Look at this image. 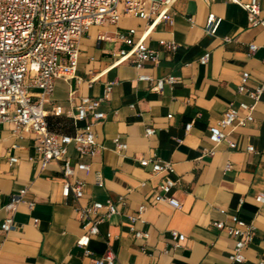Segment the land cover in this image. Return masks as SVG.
<instances>
[{"label": "crops", "instance_id": "crops-1", "mask_svg": "<svg viewBox=\"0 0 264 264\" xmlns=\"http://www.w3.org/2000/svg\"><path fill=\"white\" fill-rule=\"evenodd\" d=\"M258 2L264 15V0ZM169 12L172 23L159 21L144 37V43L158 51L157 62L145 61L138 70L131 57L111 65L117 49L127 46L98 35L113 36L133 28L136 40L146 27L144 19L121 14L116 24L90 25L78 39L75 75L80 80L56 78L43 104L47 110L60 106L61 114L50 117L65 119L60 129L73 133L83 124L72 123L80 95L100 96L103 82L113 81L108 99L100 105L104 117L93 125L102 148L84 158L89 163L87 171L76 169L74 175L84 181L80 204L108 198L119 213L98 223L100 233L90 237L88 248L98 257L111 245L117 264H228L234 239L213 222L236 214L254 227L239 264H264V202L254 199L264 190V90L254 101L251 121L233 122L224 129L235 143L233 148L226 141L214 144L209 138V126L221 117L229 101L233 106L253 101L236 90L241 72H249L248 87L264 82V28L251 25L245 9L230 0H171ZM210 12L220 18L214 31L205 29ZM169 40L176 42L175 49L165 46ZM248 43L256 44L250 54ZM206 51L209 58L200 63L199 56ZM137 72L173 75L176 80L164 83L157 92L148 82L137 80ZM70 89H74L72 100ZM187 122L191 126L186 131ZM147 126L154 129L150 135L145 134ZM12 128L10 121L0 123V222L10 193L23 188L25 192L12 227L6 232L0 229V264H89L90 258L75 244L82 232L73 209L76 201L71 194L61 195L60 161L50 160L41 167L35 134H16ZM115 136L126 143L125 148L115 147ZM249 144L252 151L246 150ZM67 155L74 165L72 143ZM9 156L17 160L9 163ZM155 159L171 162V176L177 179L171 192L179 199V207L152 201L164 176V172H151ZM97 173L101 184L96 183ZM141 203L146 205L145 222L136 220L134 226L148 235L136 238L128 215L135 214ZM171 230L184 234L179 245H173ZM106 233L111 234L108 242Z\"/></svg>", "mask_w": 264, "mask_h": 264}, {"label": "built area", "instance_id": "built-area-1", "mask_svg": "<svg viewBox=\"0 0 264 264\" xmlns=\"http://www.w3.org/2000/svg\"><path fill=\"white\" fill-rule=\"evenodd\" d=\"M241 5L247 14L251 25H260L264 28V15H260L258 0H230ZM171 0H0V123L10 121L13 124V133L30 131L37 138L35 148L36 157L44 166L50 160L60 161L61 171V195L67 198L70 194L76 201L73 209L82 232L75 240V244L81 248L82 254L90 258L89 264H117L116 254L108 244L105 251L98 257L88 248L90 237L100 233L98 223L105 217L119 213L115 203L110 199L105 201H91L84 204L78 202L83 196V179L74 175L75 170H88L89 163L85 157H92L99 153L102 146L96 141L93 125L104 117L100 109L103 101L107 100L113 81H105L102 84L100 96L80 95L75 104L72 115V123L82 121L83 124L73 133H67L58 128H51L49 117L60 115L61 108L55 105L51 110L44 108L53 90L56 78L70 79L75 77V66L78 55V39L92 24L108 22L116 24L121 14H130L146 21L143 34L133 39V28L117 31L113 36L99 34L98 38H113L123 42L127 47H119L116 57L111 65L118 64L131 57L135 68L140 69L145 61L152 63L158 60V51L148 47L144 43V37L159 21L172 23L169 12ZM220 18L210 12L207 15L205 29L214 31ZM165 46L175 49L177 44L173 40L165 41ZM256 44L248 43V53H252ZM209 51L199 56L200 63H206ZM249 72H241L237 92H245L253 101L248 103L239 101L236 106L229 101L226 109L215 124L209 126V138L216 144L226 141L230 148L235 143L227 138L225 128L235 122L237 125H245L253 119L252 111L254 101L264 90V82H259L254 87L247 86ZM77 81L80 77L76 76ZM137 80L146 81L150 88L160 92L164 83L175 82L173 75L154 77L147 73L137 72ZM93 81L89 79L88 84ZM74 89L69 90V99H73ZM168 116H170L168 114ZM91 118V120L89 119ZM191 122L184 125L187 131ZM151 126L145 127V134H152ZM117 149L126 147V143L120 141L118 136L113 138ZM73 144L76 151L75 164L70 163L67 155V147ZM246 150L252 151V145H247ZM204 152L212 153V149H204ZM9 163L17 160L15 156L8 157ZM225 169L230 167L225 163ZM151 172H164L163 178L158 182L152 195V201L166 202L173 207H179V199L171 192L177 179L172 177L173 168L169 160L152 162ZM72 177V179H70ZM96 183L101 184V175L97 173ZM144 184V181L141 182ZM25 188L10 193L3 204L5 216L0 222V229L8 231L14 223V214L18 203L22 200ZM258 203L264 202V190L254 196ZM242 199H240L241 201ZM32 205V201L28 202ZM146 205L137 206L136 213L128 215L129 229L136 238H145L148 232L136 228L134 222L143 217ZM218 229H224L234 239L231 250L228 253V264H239L244 260L243 249L253 237V225L236 214L227 221L216 220L213 222ZM174 239L173 245H179L184 239V234L171 230ZM110 233L104 235L108 242Z\"/></svg>", "mask_w": 264, "mask_h": 264}, {"label": "trees", "instance_id": "trees-1", "mask_svg": "<svg viewBox=\"0 0 264 264\" xmlns=\"http://www.w3.org/2000/svg\"><path fill=\"white\" fill-rule=\"evenodd\" d=\"M64 122H65V119H62V118H60V117H58V116H54V117H49V125H50V127L52 128H54V126H53V124H59L58 125V129L59 130H61L60 129V126H63L64 125ZM62 131V130H61Z\"/></svg>", "mask_w": 264, "mask_h": 264}]
</instances>
